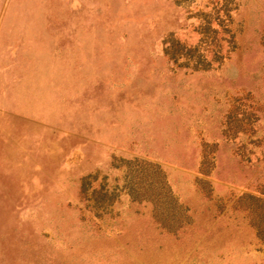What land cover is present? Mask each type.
I'll list each match as a JSON object with an SVG mask.
<instances>
[{
    "label": "rangeland",
    "instance_id": "rangeland-1",
    "mask_svg": "<svg viewBox=\"0 0 264 264\" xmlns=\"http://www.w3.org/2000/svg\"><path fill=\"white\" fill-rule=\"evenodd\" d=\"M259 206L264 0H0V264H264Z\"/></svg>",
    "mask_w": 264,
    "mask_h": 264
},
{
    "label": "trees",
    "instance_id": "trees-1",
    "mask_svg": "<svg viewBox=\"0 0 264 264\" xmlns=\"http://www.w3.org/2000/svg\"><path fill=\"white\" fill-rule=\"evenodd\" d=\"M171 46L177 51H175L174 53H172V51H169ZM193 49H195V47L184 46L182 43L178 42L177 40L170 39L169 41H167L166 47H164V53L168 56V58L174 59L177 56L189 58L191 56L190 52L193 51ZM175 53H177L176 56L172 55ZM193 62L194 65L191 67V69H206L209 67V62L197 63L196 60H194ZM259 209L263 211H260L258 213L257 212L249 213L250 225L254 229L256 237L264 242V207L259 206Z\"/></svg>",
    "mask_w": 264,
    "mask_h": 264
}]
</instances>
